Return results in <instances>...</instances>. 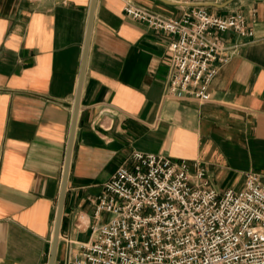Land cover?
<instances>
[{
    "label": "crops",
    "instance_id": "0c3cea01",
    "mask_svg": "<svg viewBox=\"0 0 264 264\" xmlns=\"http://www.w3.org/2000/svg\"><path fill=\"white\" fill-rule=\"evenodd\" d=\"M96 0L56 264L91 237L98 196L133 152L200 160L221 194L264 180V0H236L254 36L210 87L212 99L168 98L174 36L125 14L133 3L181 20L201 3ZM92 0H0V264H49Z\"/></svg>",
    "mask_w": 264,
    "mask_h": 264
},
{
    "label": "built area",
    "instance_id": "2783aa9c",
    "mask_svg": "<svg viewBox=\"0 0 264 264\" xmlns=\"http://www.w3.org/2000/svg\"><path fill=\"white\" fill-rule=\"evenodd\" d=\"M125 14L152 29L172 34L168 98L212 99L211 84L240 45L222 34L255 32L240 12L214 15L204 7L181 20L128 3ZM88 201L109 216L91 226V237L70 250L67 264H264V180L245 174L242 189L219 193L200 160H172L133 152Z\"/></svg>",
    "mask_w": 264,
    "mask_h": 264
},
{
    "label": "water",
    "instance_id": "95a60500",
    "mask_svg": "<svg viewBox=\"0 0 264 264\" xmlns=\"http://www.w3.org/2000/svg\"><path fill=\"white\" fill-rule=\"evenodd\" d=\"M236 0H228L225 3L222 4H218V3H201L200 5L197 6H204V7H213V8H226L228 6H230L233 2H235ZM95 8H96V0H92V7H91V11H90V15H89V23H88V28H87V37H86V42H85V51H84V56H83V60H82V69H81V74H80V83H79V87L77 90V97H76V102H75V106H74V116H73V120L71 123V131H70V136H69V144H68V149H67V153H66V161H65V166H64V176H63V181H62V191L60 194V198H59V205H58V209H57V213H56V222H55V228H54V237H53V241H52V245H51V254H50V258H49V264H56V258H57V254H58V244H59V239L61 236V225H62V221H63V211H64V207H65V197H66V192H67V183H68V179H69V175H70V166H71V162H72V153H73V149H74V144H75V134H76V129H77V120L79 117V113H80V103H81V92H82V88H83V83H84V76H85V72H86V68H87V59H88V55H89V47H90V42H91V38H92V28H93V23H94V12H95Z\"/></svg>",
    "mask_w": 264,
    "mask_h": 264
}]
</instances>
